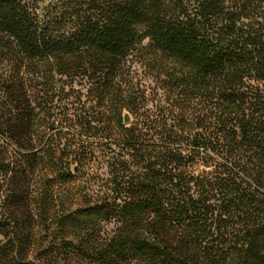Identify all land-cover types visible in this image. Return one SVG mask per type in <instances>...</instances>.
I'll return each instance as SVG.
<instances>
[{"label": "trees", "instance_id": "1", "mask_svg": "<svg viewBox=\"0 0 264 264\" xmlns=\"http://www.w3.org/2000/svg\"><path fill=\"white\" fill-rule=\"evenodd\" d=\"M45 1L0 0V264H264V0ZM57 75L100 107L73 164L36 132Z\"/></svg>", "mask_w": 264, "mask_h": 264}, {"label": "rangeland", "instance_id": "2", "mask_svg": "<svg viewBox=\"0 0 264 264\" xmlns=\"http://www.w3.org/2000/svg\"><path fill=\"white\" fill-rule=\"evenodd\" d=\"M51 0L45 1L41 4V8L49 6ZM45 14V12H41ZM136 70V77L138 82L145 87H153L155 85V79L152 75L147 74L144 71L143 66L136 64L134 65ZM45 79H41V84L30 89V93L33 100V105H44V101H48L53 107L44 108L40 106L37 108L38 118L36 124L37 133H48L47 138L52 135V138L47 142L49 151L55 150L64 161L67 159L72 161L77 149H80V129L84 123H92V126H99L98 112L100 110L98 99L96 98L93 86L87 79H76L75 82L67 79L66 77L56 76L54 87L51 84L45 82ZM41 103V104H40ZM55 107V108H54ZM55 121V122H54ZM91 134L83 135V141L85 147H94V139L90 137ZM5 140L2 141V143ZM35 144L43 148L46 141L40 142L36 139ZM83 149V148H82ZM35 150L34 152H36ZM33 152V153H34ZM41 167L39 176L34 177L32 187L35 191H41L44 188L49 187L52 184L49 179L53 178L51 165L47 162ZM61 164L58 165V171H61ZM72 171L74 175H78L75 170V166L72 165ZM106 176H104L105 178ZM0 215L2 213V197L4 195L5 187L4 180H0ZM49 181V183H48ZM57 182V181H56ZM76 181L71 180V184L67 187L73 188V184ZM62 183H55L56 189Z\"/></svg>", "mask_w": 264, "mask_h": 264}, {"label": "water", "instance_id": "3", "mask_svg": "<svg viewBox=\"0 0 264 264\" xmlns=\"http://www.w3.org/2000/svg\"><path fill=\"white\" fill-rule=\"evenodd\" d=\"M131 122V117L128 113L124 115V123L129 124Z\"/></svg>", "mask_w": 264, "mask_h": 264}]
</instances>
